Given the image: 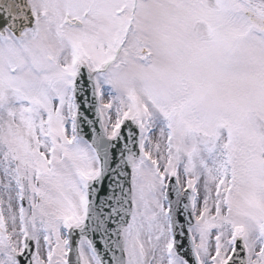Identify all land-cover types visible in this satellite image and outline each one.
Listing matches in <instances>:
<instances>
[{
	"label": "snow or ice",
	"instance_id": "1",
	"mask_svg": "<svg viewBox=\"0 0 264 264\" xmlns=\"http://www.w3.org/2000/svg\"><path fill=\"white\" fill-rule=\"evenodd\" d=\"M0 264H264V0H0Z\"/></svg>",
	"mask_w": 264,
	"mask_h": 264
}]
</instances>
